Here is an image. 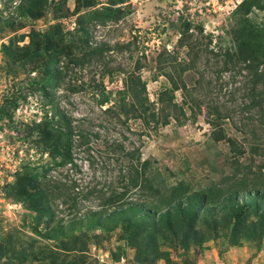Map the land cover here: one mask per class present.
<instances>
[{"label": "rangeland", "instance_id": "rangeland-1", "mask_svg": "<svg viewBox=\"0 0 264 264\" xmlns=\"http://www.w3.org/2000/svg\"><path fill=\"white\" fill-rule=\"evenodd\" d=\"M123 1L0 0V105L4 96L18 93V88L27 93L26 100L18 102L12 126L0 119V264H264V218L251 209L245 210L235 229H231L230 215L218 210L213 219L198 221L196 232L185 242L173 233L147 232L130 242L120 227L110 223L105 229L88 226L86 220L68 225L89 206L97 208L94 195L81 200L70 216L57 202L53 221L38 218L18 200L16 193L26 183L24 165L39 156L30 141L21 139L19 129L39 121L46 112L49 117L55 108L67 111L75 121L83 119L80 124L90 132H99V138L90 140V154L98 163L93 175L97 189H105L115 180L117 168L111 171V164L102 163L101 156L106 153V141H116L137 149L142 159L150 161L153 175L167 185L184 181L193 191L218 187L225 192L230 190L234 174L245 173L255 176L257 187L264 191V103L260 99L264 65L250 72L235 56L231 13L240 0ZM107 8L119 10L117 16L93 20L94 13ZM249 19L264 26V10H254ZM78 20L88 30L89 43L72 47L73 54L79 56L104 45L103 55L91 57L84 66H64L63 79L47 86V99L40 91L27 90L29 78L49 74L41 67L47 57H40L39 65H31L13 63L11 55L28 44L30 33L50 32L54 27L77 42ZM180 42H188L191 50ZM229 53L234 55L232 60ZM158 56L166 65L160 70ZM170 61L190 66L182 72L172 70L166 64ZM137 63L155 108L160 106L158 93L171 89L166 74L174 75L180 87L172 94L177 108L164 126L148 127L134 119L115 123L102 113L105 106L96 104L99 92L93 86L111 92L113 101ZM255 74L260 81L255 82ZM69 83L77 92L66 89ZM219 134L222 138L217 139ZM78 155L87 157L85 152ZM77 161L81 169L72 178L84 191L93 171L86 160ZM134 193L131 189L128 195ZM240 194L239 203L244 201V193ZM60 218L61 234L51 233Z\"/></svg>", "mask_w": 264, "mask_h": 264}, {"label": "trees", "instance_id": "trees-1", "mask_svg": "<svg viewBox=\"0 0 264 264\" xmlns=\"http://www.w3.org/2000/svg\"><path fill=\"white\" fill-rule=\"evenodd\" d=\"M123 2L119 0V3ZM254 10L263 11L264 0H240L231 13L234 20L231 35L236 46L235 56L250 72L254 71V67L264 65V26L250 21L249 15ZM118 11L107 8L103 12L94 13L93 20L104 21L103 19L114 18ZM55 31L58 35H54ZM75 33L77 42L74 43L59 27L45 33L32 32L28 36V44L14 51L10 57L13 63L39 65L40 57H47L41 61V67L43 66V71L49 74L39 73L29 78L25 87L27 90L40 91L44 99H47V86L55 85L63 79L61 69L64 66L70 64L84 66L91 61V57L103 55V49L106 47L104 45L95 46L79 56L74 55L72 47L77 48L89 43L88 30L81 20H78L74 35ZM183 34L184 32L180 33L179 38H182ZM180 44L191 50L188 42ZM159 56L157 64L160 70L166 65L162 64ZM227 56L231 60L234 57L231 53ZM63 60H66V63ZM175 63L177 62L170 61L166 64L172 70L179 68L181 72L188 70L190 66L186 63L180 67V64L174 65ZM139 69V63L135 64L134 70L123 79L122 88L116 91L113 101L110 97L111 92L105 93L103 88L99 89L101 86L94 85L99 92L95 99L96 104L99 108L105 106L101 110L102 113L113 118L115 123L125 124L126 121L134 119L148 127L164 126L169 122L172 110L177 108L173 103L172 94L180 87L174 75L166 74L171 89L164 88L158 93L157 102L160 106L155 108L154 103L149 101L146 83L137 72ZM35 70L37 69L31 72H36ZM259 74L262 75V72ZM259 74H255V82L260 81ZM66 89L71 93L78 90L71 83ZM17 91L18 93L4 96L0 105V119L6 120L7 126L14 123L13 113L19 100L25 101L27 98V93H24L22 87ZM260 99L264 103V93ZM82 121L83 119L75 121L67 111L55 108L51 109L49 117L46 112L39 121L21 126L19 129L21 139L30 141L39 156L35 161L24 165L22 177L26 178V183L24 187H18L20 189L16 194L18 200L27 209L34 211L38 218L48 217L49 221H53L56 217V209L53 206L58 207V203L65 206L70 216V213L74 214L78 209L81 200H89L94 195L97 208L89 206L82 214L73 216L68 225L82 224V221L86 220L88 226L105 229L106 224L110 223L120 227L130 242L145 232L158 235L173 233L181 236L185 242L191 233L196 232L194 225L198 221L203 217L213 219L214 212L218 210L230 215L233 222L231 229H235L243 221L246 209H251L264 218V191L257 187L259 184L255 176L249 177L245 173L240 176L234 174L230 190L225 192L218 187L210 188L208 191H193L184 181L167 185L161 178L153 175L150 161L142 159L137 149L126 148L121 142L116 141L110 143L106 141V153L103 152L104 155L101 156L104 158L102 163L105 164L107 160L111 164V171L117 168L115 180L105 189H97L98 182L93 175L98 163L90 154V140L99 138L100 134L84 128L80 124ZM216 138H222L221 134ZM84 152L87 157L81 159L88 162L93 173L84 186L85 190L80 191L79 182L72 176L74 172H80L81 166L77 160L81 159L78 154ZM104 167L108 168V165ZM19 179L15 185H18ZM117 188L120 190L117 191ZM131 189L136 192L132 197L128 195ZM242 192L244 201L239 203L238 197ZM211 194L215 197L211 198ZM62 221L60 218L55 222L56 225L50 229L51 233L61 234L62 228L59 227L62 226ZM204 221L208 230H211L208 222L205 219Z\"/></svg>", "mask_w": 264, "mask_h": 264}]
</instances>
